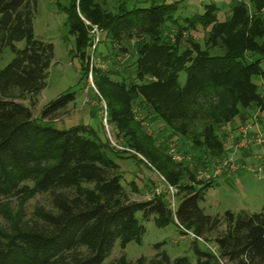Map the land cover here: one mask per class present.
Segmentation results:
<instances>
[{"label": "trees", "instance_id": "1", "mask_svg": "<svg viewBox=\"0 0 264 264\" xmlns=\"http://www.w3.org/2000/svg\"><path fill=\"white\" fill-rule=\"evenodd\" d=\"M230 1L229 16L218 21L214 4L183 18L177 2L150 0L148 7L127 10L118 0L110 11L107 2L68 0L62 12L74 38L70 53L77 55L85 81L93 35L82 18L111 38L117 53L132 55L117 71L91 69L119 150L106 138L98 141L87 126L48 125L73 101L71 95L55 98L33 118L53 46L33 36L36 0H0V55L3 49L13 54L0 70V213L6 222L0 225V264H103L116 242L124 248L140 241L144 228L137 213L156 227L172 224L180 234L199 238L190 241L194 264H264V206L257 213L207 215L199 204L217 180L195 179L225 156L224 125L238 118V124L264 129V0ZM144 122L153 124L156 135L146 134ZM171 144L189 161L173 162ZM126 154L145 165L137 154L147 159L170 185L188 177L189 183L176 186L174 214L166 194L130 199L111 160ZM148 182L147 194L153 188ZM37 196H46L48 206H35L25 219V203ZM12 199L18 202L14 215ZM160 245L151 258L131 261L122 254L108 264H190Z\"/></svg>", "mask_w": 264, "mask_h": 264}, {"label": "rangeland", "instance_id": "2", "mask_svg": "<svg viewBox=\"0 0 264 264\" xmlns=\"http://www.w3.org/2000/svg\"><path fill=\"white\" fill-rule=\"evenodd\" d=\"M117 1L118 0H96L99 4L107 2V8L109 9L111 6V9H109L110 11H113ZM120 1L125 3L124 6L127 10L150 6L149 0ZM195 1L196 0H183L184 9L179 13L184 17H191L196 14L200 15L203 12L204 5L214 4L218 8V21H224L230 14V0H202L203 3L200 7L195 4ZM67 6L68 0H36V7L32 20L33 36L38 40L52 44L53 60L47 71L45 86L36 96V105L32 109L33 118H38L41 109L55 98L63 94L71 95L73 96V101L70 102L65 109L61 110L57 116H55L56 119L48 125L56 130H68L72 127L87 126L94 131L96 135L95 138L98 141L104 142L107 139L110 147L118 146L123 148L119 140H116L113 127L108 124V120L105 119V122L103 120L104 113L107 114L106 104L94 88L91 69L93 67L99 69L101 73H108L110 67H112L113 71H117L124 67L126 63L132 62H130L132 55L128 51L117 53L112 39L104 32H99L97 40L95 41V34H92V28L96 27L82 18L84 25L88 28L87 31L93 35V39L91 40L92 46L87 51L89 56V72L87 80L85 81L79 70V59L77 55L75 53L73 55L70 53L74 49V38L68 32L65 21L66 17L62 12V9ZM134 40L135 38L131 39L129 44H132ZM23 46V42L16 43V47L19 49L23 48ZM256 57V55H253L250 59L254 60ZM12 58L13 54L8 49H3L0 55V70L4 68ZM113 60L115 64L113 63L112 65L111 61ZM261 65L264 66V62H262ZM184 80L185 74L180 73L178 81L180 84H183ZM152 81L154 80L152 79ZM259 89L264 93L263 81L259 82ZM260 117L264 119V112L260 114ZM239 122L240 120L235 118L231 123L224 125L220 129V132L226 135L228 131L233 126L238 125ZM143 128L147 135H156L158 131L152 123L150 124L148 122H144ZM256 149L259 150L258 148ZM256 149L252 147L248 151L244 150L236 153V161L247 165L255 164L257 161L254 156L260 154V150L258 152L254 151ZM111 153L113 154V152ZM246 153L251 154L248 155ZM137 156L142 159L144 163L147 165L149 164L148 166H150V168L138 162L135 158L129 157L127 154L123 155L121 158L111 156V160L120 167L122 176L121 185L133 201L146 200L147 195L144 194L148 192V185L151 186L148 181L151 180L152 186H154L156 183L155 177L166 179L154 164H151L147 159L142 158V156L138 154ZM250 157H253L254 163H252L253 161H249ZM245 175L247 176H245L241 183L238 182L233 184L219 181L212 187L207 188L204 192L203 201L199 204L205 214L211 216L221 215L226 210L235 211L237 208L244 206H247L251 213L259 212L264 206V181L258 180L247 173H245ZM180 180L181 181H179L176 186L190 182L186 175ZM168 185L170 184L168 183ZM170 186L177 188L175 185ZM8 203L12 212L11 214H16L18 202L12 199L8 201ZM37 205L47 207V197L37 196L27 201L23 207L25 219L31 217L33 209ZM136 219L144 228V233L140 241H133L124 248H121L118 242H116L109 257L105 259L103 264H108L112 259H116L122 254L131 261L141 256L151 258L155 254L154 246L157 244H161V249L163 248L169 256H185L190 264H194L195 257L190 249V241H192L190 235L180 234L178 229L172 224L156 227L151 220L146 222L143 221L140 213L136 214ZM0 225L6 226V222L1 213ZM199 248L202 249V246H199Z\"/></svg>", "mask_w": 264, "mask_h": 264}, {"label": "built area", "instance_id": "3", "mask_svg": "<svg viewBox=\"0 0 264 264\" xmlns=\"http://www.w3.org/2000/svg\"><path fill=\"white\" fill-rule=\"evenodd\" d=\"M92 34H95V41L97 40L99 32L96 28H92ZM106 113H104L103 120L105 122ZM225 156L212 163L210 169L206 171L197 172L196 179L198 181H213L217 180L221 176L233 175L237 172H245L264 181V129L256 123L238 124L232 131L226 134V139L223 142ZM252 147L258 148L260 154L254 156L257 161L253 165L242 164L236 161V153L240 151H248ZM117 149H123L115 146ZM168 154L173 162L180 163L182 161H189V158L182 155L176 150L175 145H169ZM166 194L169 200L168 209L174 214L177 198V189L168 185V183L162 178H157L152 190L147 194L146 199L154 196ZM192 239L197 241L201 240L191 233L186 232ZM207 249L214 255L215 250L211 247Z\"/></svg>", "mask_w": 264, "mask_h": 264}, {"label": "crops", "instance_id": "4", "mask_svg": "<svg viewBox=\"0 0 264 264\" xmlns=\"http://www.w3.org/2000/svg\"><path fill=\"white\" fill-rule=\"evenodd\" d=\"M150 1V0H149ZM156 2H160V3H164V4H171V3H174V2H177L178 3V7H177V14L181 17H184L182 14H180L179 12L180 11H183V9H184V5H183V0H180V1H169V0H155ZM203 3V1L202 0H196L195 1V4L198 6V7H200L201 6V4ZM256 149V148H255ZM253 151V150H252ZM251 151V152H252ZM255 152H258L259 150H254ZM246 154H248V153H246ZM251 154V153H250ZM250 154H248V155H250ZM250 160L249 161H253L252 163H254V159H253V157H250L249 158ZM245 162H247V161H245ZM245 176H247V175H245V173H242V172H239V173H236V174H234V175H231V176H222V177H220V178H218L217 179V183L219 182V181H223V182H226V183H233V184H235V183H241V182H243V180H244V178H245ZM144 195H147V193H145ZM143 195V196H144ZM244 207H247V206H244ZM244 207H240V208H237L235 211H232V212H237V211H240V210H245V211H247V212H249V213H251L249 210H248V207L247 208H244ZM227 211V210H226ZM229 211H231V210H229Z\"/></svg>", "mask_w": 264, "mask_h": 264}]
</instances>
